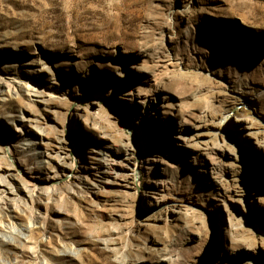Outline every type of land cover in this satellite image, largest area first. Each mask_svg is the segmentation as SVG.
I'll use <instances>...</instances> for the list:
<instances>
[{"label":"rangeland","instance_id":"rangeland-1","mask_svg":"<svg viewBox=\"0 0 264 264\" xmlns=\"http://www.w3.org/2000/svg\"><path fill=\"white\" fill-rule=\"evenodd\" d=\"M0 82V264H264V0H0Z\"/></svg>","mask_w":264,"mask_h":264},{"label":"bare ground","instance_id":"bare-ground-1","mask_svg":"<svg viewBox=\"0 0 264 264\" xmlns=\"http://www.w3.org/2000/svg\"><path fill=\"white\" fill-rule=\"evenodd\" d=\"M17 85H20L19 83H17ZM0 86H1V88H0V97H3L4 98V96L3 95H7V94H9L10 95V92H12L13 90H12V88H11V86H10V84H8V85H6V84H4L3 82H0ZM5 87V88H4ZM13 87V86H12ZM15 90V89H14ZM17 93V92H16ZM1 99V98H0ZM0 105H1V101H0ZM30 144V140L29 139H25V142H24V144L23 145H29ZM24 147V146H23ZM8 175H9V173L8 172H6V171H2V167L0 166V187H4V186H7L8 188H9V190H13V186L11 185V184H9V182H7L6 181V179H7V177H8ZM26 187H28V186H26ZM26 190H28L27 188H26ZM0 191H2V192H4V190L3 189H1L0 188ZM28 191H30V190H28ZM1 194L2 193H0V201H2L3 200V197L1 196ZM30 195V194H29ZM10 200H12L13 202H12V204H13V207H11V208H15L16 210L18 209V203H16V199L15 198H10ZM14 210V209H13ZM0 223L1 224H3L4 225V222L3 221H0ZM2 225V226H3ZM6 225H7V228H9V229H12V230H16V231H18L19 229V227H17L18 225H16L15 224V222H7L6 223ZM5 226V225H4ZM6 244H8V243H6ZM75 251V250H74Z\"/></svg>","mask_w":264,"mask_h":264},{"label":"water","instance_id":"water-1","mask_svg":"<svg viewBox=\"0 0 264 264\" xmlns=\"http://www.w3.org/2000/svg\"><path fill=\"white\" fill-rule=\"evenodd\" d=\"M209 224H208V227H209V230H210V240H209V245H208V249L211 248V246L213 245V243L217 240L218 236L220 234H222V230H220L214 219H212V217H210L209 219Z\"/></svg>","mask_w":264,"mask_h":264}]
</instances>
